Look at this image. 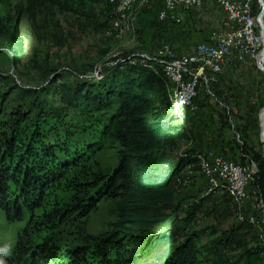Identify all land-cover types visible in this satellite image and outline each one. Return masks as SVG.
I'll return each mask as SVG.
<instances>
[{"label": "rangeland", "instance_id": "374dc122", "mask_svg": "<svg viewBox=\"0 0 264 264\" xmlns=\"http://www.w3.org/2000/svg\"><path fill=\"white\" fill-rule=\"evenodd\" d=\"M162 7L158 0H135L118 14L112 0H0V155L5 139L12 135L19 138L15 144L21 142V151L37 141L34 147L38 155L60 141L69 143L71 149L81 146L86 152L89 145L93 149L87 150V155L59 177L46 199L49 205L67 202L76 193L73 183L104 174L117 161L118 146L111 139L97 136L103 128L100 123L94 124L95 114L89 112L90 106H67L63 93L77 90L78 95H82L90 83L104 88L111 69L124 57L131 62L140 58L151 68L159 67L158 52L163 44L170 43L179 53H189L226 18L225 13L210 2L187 12L182 24L162 22L159 19ZM112 12L111 27H102L103 22L108 23ZM123 17L126 27L121 32L114 18L120 21ZM211 91L213 95L200 91L197 110L180 122L190 138L177 142L175 154L195 148L200 151V164L210 166L213 156H220L217 153L240 160L243 146L260 152L259 114L264 106V71L248 57L239 63L232 56L216 76ZM14 112H21L23 118L14 121L11 115ZM107 114L109 110L103 112ZM51 150L58 159L64 158V152ZM250 161L253 160L245 162ZM39 174L50 173L43 169L33 176L41 177ZM181 175L182 187L175 203H180L183 209L208 195L214 199L213 205L196 216L198 227L208 231L215 229L218 236L229 231L241 216H252L259 222L256 226L264 225V219H260L263 211L255 215L245 202L228 210L223 204L224 192L205 194L207 183L199 161L186 167ZM16 188L24 186L20 183L13 189ZM17 194L16 191L12 197ZM256 197L255 205L262 201L264 207V197ZM115 208V200L101 197L94 206H85L78 224L45 227L32 238L41 240L47 235L48 246L65 255L66 248L77 240V232L99 237L110 229L115 222ZM2 215L0 212V255L7 252L4 247L12 231ZM174 223L172 217L155 226L153 232L163 231ZM139 247L131 246L137 251ZM234 249V245H229L226 250L236 253ZM93 259L90 254L88 263L102 260L100 256ZM157 260L147 256L137 264H153Z\"/></svg>", "mask_w": 264, "mask_h": 264}, {"label": "trees", "instance_id": "16d2710c", "mask_svg": "<svg viewBox=\"0 0 264 264\" xmlns=\"http://www.w3.org/2000/svg\"><path fill=\"white\" fill-rule=\"evenodd\" d=\"M158 1L162 6L163 0ZM253 3V12L257 13L256 0ZM113 17L112 12L108 23L103 22L101 26L111 27ZM129 60L124 57L111 69L104 88L90 83L86 85L87 90L83 88L82 95H78L77 90L63 93L67 106L89 105V112L95 114L94 124L100 123L103 128L97 136L111 139L118 146L113 167L89 181L73 183L76 193L67 202L49 205L46 199L59 177L87 155V150H93L91 145L84 152L81 146L71 149L69 143L60 141L38 155L34 147L37 141L21 151V142L15 144L19 138L12 135L5 139L0 155V212L12 231L4 247L7 252L0 255V260L4 264H87L91 254L93 260L97 256L102 259L95 264H137L147 256L158 258L153 264L264 263V225L256 226L257 219L258 223L252 224L246 220L247 216H241V221L234 223L229 231L216 236L215 229L208 231L195 223L198 213L213 205L211 195L194 200L187 209L175 203L182 187L181 181L176 179H182L184 169L198 161L200 171L202 169L200 151L192 148L175 154L177 142L186 141L190 136L171 113L166 80L159 67L152 69L149 63ZM105 110H109V114L103 115ZM11 115L14 121L23 118L21 112ZM51 148L64 152V158L58 159ZM240 150V160L230 158L241 165L248 164H243L246 160L257 164L255 187L257 195L264 197L261 151L251 146H243ZM43 169L50 174L33 176ZM20 183L24 188L14 190ZM16 191L18 194L12 197ZM223 194L227 209L235 207L230 195ZM101 197L116 201L115 222L104 234L98 237L77 232V240L66 248L65 255L48 246L47 235L33 240L32 236L42 228L78 224L85 206H94ZM254 200L250 198L244 202L256 215ZM172 217L174 225L153 232L155 226ZM76 229L78 231L79 227ZM132 244L140 246L139 252L131 248ZM229 245H234L236 253L226 250Z\"/></svg>", "mask_w": 264, "mask_h": 264}, {"label": "built area", "instance_id": "2783aa9c", "mask_svg": "<svg viewBox=\"0 0 264 264\" xmlns=\"http://www.w3.org/2000/svg\"><path fill=\"white\" fill-rule=\"evenodd\" d=\"M257 2V13L253 12V5L248 7V11H252L253 21H245L244 15L240 14L239 0H215L214 5L221 9L226 18L221 26L214 28L208 32L206 38L198 41L193 50L192 58H184V52H177L173 45L165 43L162 45L158 56L168 58L170 60V69H172V78L174 86V74L185 73L186 88L188 89V97H181L182 109L184 111V119L187 118V111H196V100L200 91L213 95L211 85L216 80V76L223 70V59L226 56H233V59L239 63L246 60L247 51L239 52V45H243V41H250V48L258 49V58L261 62V27H259L258 16L261 18V0ZM254 4V3H253ZM205 5L201 0H181L177 3L176 8H169L167 5L168 22L183 23L185 15L192 9H197ZM261 20V19H260ZM141 61V59H138ZM261 70L260 67H257ZM262 71V70H261ZM189 88H196V97H189ZM261 153L264 158V125L260 128ZM215 174L219 180V174H228V182H219L224 188L235 187L240 190L241 196H247L248 199L257 197V189L255 181L258 173L257 164L253 161L245 162L252 168V183H248V189H241V181L243 179L238 175V164L229 156H224L223 162H214ZM229 165H236V175H229ZM209 193L208 187L206 192ZM261 201V200H260ZM253 205L256 215L263 211L260 219H264V207L261 201ZM260 217V216H259Z\"/></svg>", "mask_w": 264, "mask_h": 264}, {"label": "bare ground", "instance_id": "6f19581e", "mask_svg": "<svg viewBox=\"0 0 264 264\" xmlns=\"http://www.w3.org/2000/svg\"><path fill=\"white\" fill-rule=\"evenodd\" d=\"M114 2V10L116 13L121 14L120 12L124 10V7H129L135 0H112ZM204 4L214 2L215 0H201ZM163 7L159 13V19L164 21L168 20L167 14V5L169 3V8H176L177 3L181 2V0H163ZM253 5V0H239V8L240 14L244 15L245 21H253L252 11H248V7ZM261 20H259V27H261L262 37L261 44L263 45L264 40V0H261ZM115 24L117 25V29L121 32L124 31L126 24L124 23V17L120 21L115 20ZM127 21V19H126ZM246 48H249L247 51L246 57L252 60L256 67H260L264 69V57L262 56L261 62L258 58V49L250 48V41H243V45H239V52H246ZM232 56H226L223 59V66L228 62L229 58ZM184 58H192V51L189 53H184ZM158 65L160 68V74L165 78L166 84L168 85V94L171 102V113L172 115L179 121L183 122L184 119V111L182 109L181 97H188V89H180V94L178 92V88H186L185 81V73H175L174 74V86L173 80L170 78L172 76V69H170V60L168 58H161L158 61ZM154 69V68H152ZM189 97H196V88H189ZM195 111H187V117L193 114ZM260 123L264 125V106L262 107L260 114ZM224 156H217L214 158V162H223ZM203 176L206 180L208 191H212L213 193H217L219 191L226 192L232 198L233 202L237 205H240L244 202L248 197L241 196L240 190H235V187L224 188L219 185V182H228V174H219V180L215 174L214 163L210 166H206L204 163H201ZM229 175H236V165H229ZM238 175L241 176L243 181H241V189H247L248 183L252 182V168L251 165L238 164ZM177 181H181V178L178 177ZM206 194V193H205ZM246 220L251 222L252 224L258 223L257 220L252 216H247ZM241 221V218H240Z\"/></svg>", "mask_w": 264, "mask_h": 264}, {"label": "water", "instance_id": "95a60500", "mask_svg": "<svg viewBox=\"0 0 264 264\" xmlns=\"http://www.w3.org/2000/svg\"><path fill=\"white\" fill-rule=\"evenodd\" d=\"M261 18H260V15L258 16V20H260ZM260 55H261V57L263 56L264 57V40H263V48H262V50H261V53H260ZM262 71H264V69L262 68L261 69ZM261 126V125H260Z\"/></svg>", "mask_w": 264, "mask_h": 264}, {"label": "clouds", "instance_id": "9594fccd", "mask_svg": "<svg viewBox=\"0 0 264 264\" xmlns=\"http://www.w3.org/2000/svg\"><path fill=\"white\" fill-rule=\"evenodd\" d=\"M0 264H4V262L2 260H0Z\"/></svg>", "mask_w": 264, "mask_h": 264}, {"label": "crops", "instance_id": "0c3cea01", "mask_svg": "<svg viewBox=\"0 0 264 264\" xmlns=\"http://www.w3.org/2000/svg\"><path fill=\"white\" fill-rule=\"evenodd\" d=\"M211 3H213L214 4V2H211ZM206 4V3H205ZM226 17V16H225ZM225 19V18H224Z\"/></svg>", "mask_w": 264, "mask_h": 264}]
</instances>
